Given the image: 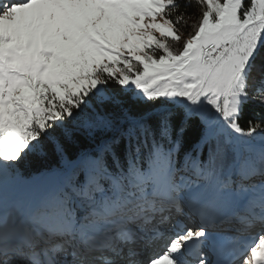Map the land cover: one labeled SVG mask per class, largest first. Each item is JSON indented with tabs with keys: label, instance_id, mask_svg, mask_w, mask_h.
Masks as SVG:
<instances>
[{
	"label": "snow or ice",
	"instance_id": "snow-or-ice-1",
	"mask_svg": "<svg viewBox=\"0 0 264 264\" xmlns=\"http://www.w3.org/2000/svg\"><path fill=\"white\" fill-rule=\"evenodd\" d=\"M0 264H264V0H0Z\"/></svg>",
	"mask_w": 264,
	"mask_h": 264
},
{
	"label": "trees",
	"instance_id": "trees-1",
	"mask_svg": "<svg viewBox=\"0 0 264 264\" xmlns=\"http://www.w3.org/2000/svg\"><path fill=\"white\" fill-rule=\"evenodd\" d=\"M188 12L190 13V18L187 22L189 26L185 27L181 31V36L185 39L187 38L188 34L193 31V28L191 27V25H193L199 19V9L191 8V9H188ZM182 44H183V40H181L179 46L182 47ZM30 170H35V166L33 165Z\"/></svg>",
	"mask_w": 264,
	"mask_h": 264
}]
</instances>
